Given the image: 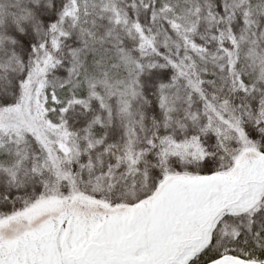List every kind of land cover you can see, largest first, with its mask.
Returning a JSON list of instances; mask_svg holds the SVG:
<instances>
[{
	"label": "snow or ice",
	"instance_id": "snow-or-ice-1",
	"mask_svg": "<svg viewBox=\"0 0 264 264\" xmlns=\"http://www.w3.org/2000/svg\"><path fill=\"white\" fill-rule=\"evenodd\" d=\"M0 264H264V0H0Z\"/></svg>",
	"mask_w": 264,
	"mask_h": 264
}]
</instances>
